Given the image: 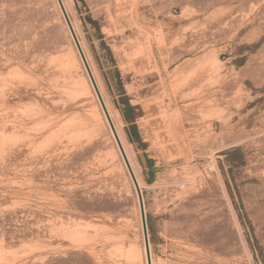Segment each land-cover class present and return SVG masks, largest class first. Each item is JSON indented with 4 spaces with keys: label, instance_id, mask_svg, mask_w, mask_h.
<instances>
[{
    "label": "rangeland",
    "instance_id": "obj_1",
    "mask_svg": "<svg viewBox=\"0 0 264 264\" xmlns=\"http://www.w3.org/2000/svg\"><path fill=\"white\" fill-rule=\"evenodd\" d=\"M62 1L152 264H264V0ZM0 264H147L57 0H0Z\"/></svg>",
    "mask_w": 264,
    "mask_h": 264
},
{
    "label": "water",
    "instance_id": "obj_2",
    "mask_svg": "<svg viewBox=\"0 0 264 264\" xmlns=\"http://www.w3.org/2000/svg\"><path fill=\"white\" fill-rule=\"evenodd\" d=\"M57 1H58V4H59V7L61 9V12H62V14L64 16L65 22H66V24L68 26V29H69V31L71 33V36H72L73 41L75 43V46H76V48L78 50V53H79V55L81 57V60L83 62V65L85 67V70L87 72V75H88V77L90 79V82L92 84V87L94 89V92H95V94L97 96V99L99 101V104H100V106L102 108V111L104 113V116L106 118V121H107V123L109 125V128L111 130V133H112V135L114 137V140L116 142V145H117V147H118V149L120 151V154L122 156V159H123V161H124V163L126 165V168L128 170V173H129V175L131 177V180L133 182V185L135 187V191H136V194H137V197H138V200H139V207H140V213H141V219H142V227H143L144 240H145V249H146L147 264H152V256H151L150 242H149V235H148V225H147V218H146V213H145V206H144V199H143L142 190H141L140 185H139V183H138V181L136 179V176H135L134 171H133V169L131 167V164H130V162L128 160V157L126 155V152L124 150V147L122 145V142L120 140V137H119V135L117 133V130H116L115 126H114V123H113L112 118H111V116L109 114V111L107 109V106H106V104L104 102V99L102 97V94L100 92V89L98 87V84L96 82V79H95V77L93 75V72H92V70L90 68V65H89V63L87 61V58H86V56L84 54V51L82 49V46L80 44V41H79V39H78V37L76 35V32L74 30V27H73V25L71 23V20H70L69 16H68V13H67V11H66V9L64 7L63 1L62 0H57Z\"/></svg>",
    "mask_w": 264,
    "mask_h": 264
},
{
    "label": "bare ground",
    "instance_id": "obj_3",
    "mask_svg": "<svg viewBox=\"0 0 264 264\" xmlns=\"http://www.w3.org/2000/svg\"><path fill=\"white\" fill-rule=\"evenodd\" d=\"M110 114V113H109ZM111 116V115H110ZM118 133V132H117ZM121 140V139H120ZM127 155V154H126Z\"/></svg>",
    "mask_w": 264,
    "mask_h": 264
}]
</instances>
